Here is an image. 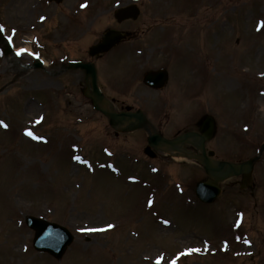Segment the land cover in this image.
<instances>
[{
	"label": "rangeland",
	"instance_id": "374dc122",
	"mask_svg": "<svg viewBox=\"0 0 264 264\" xmlns=\"http://www.w3.org/2000/svg\"><path fill=\"white\" fill-rule=\"evenodd\" d=\"M14 1L0 0V33L33 51L13 64L0 45V264H264V153L247 177L226 181L206 175L196 158L147 159L141 132L115 136L69 84L72 70L53 77L48 67L51 58H89L88 47L111 26L133 33L94 61L118 108L141 107L165 135L197 132L209 115L215 133L207 149L244 163L264 144V0H65L52 10L20 0L25 20ZM132 4L139 18L117 25L115 11ZM23 33L36 36L32 46L16 41ZM35 55L48 59L45 70L33 69ZM159 68L174 82L150 94L143 75ZM59 82L68 90L51 86ZM125 156L146 159L157 174L142 177ZM202 181L222 190L211 205L195 195ZM29 216L74 234L61 260L33 248ZM110 220L115 233L95 231Z\"/></svg>",
	"mask_w": 264,
	"mask_h": 264
},
{
	"label": "water",
	"instance_id": "95a60500",
	"mask_svg": "<svg viewBox=\"0 0 264 264\" xmlns=\"http://www.w3.org/2000/svg\"><path fill=\"white\" fill-rule=\"evenodd\" d=\"M61 1V0H58ZM139 10L136 6H130L127 8L120 9L116 13V18L121 22L127 19H136L138 17ZM121 34L117 32H109L104 36V40L102 43L98 44L96 47L93 48L91 51L92 55H96L99 53L107 52L111 48H113L116 44H118L121 41ZM73 67H81V68H88V65H82V64H72ZM154 74H149L146 76L145 81L150 83L153 81ZM98 101H95V108L103 112L109 119L112 126H116L123 121V117L114 113H109L105 110H102L98 106ZM135 118L139 119L140 116L134 115ZM213 120L211 118H206L201 132L203 136L196 134V133H189L184 136H182L180 139L170 142L167 140H164L162 138H151L150 143H154L157 139L160 140L161 143L166 144L171 147H179L183 144L190 142L191 140H201L203 143L205 142V136L207 138H210L213 132ZM264 150V145L261 148V152ZM256 161L252 160L249 161L243 165L240 166H233L226 163H220L219 167H213L209 162L205 161V168L206 171L213 172V173H219V172H228L227 176H236L242 173H246L247 170L252 169L253 163ZM220 189L216 186L210 185V184H204L201 183L198 185L197 188V195L199 198L204 202H213V200L219 195ZM28 224L31 228L35 229L37 231V236L35 239V247L40 251H47L54 255L57 258H60L63 253L65 252L67 246L70 245L72 242L71 235L63 228L46 223L34 218H30L28 220Z\"/></svg>",
	"mask_w": 264,
	"mask_h": 264
},
{
	"label": "flooded vegetation",
	"instance_id": "af4514ba",
	"mask_svg": "<svg viewBox=\"0 0 264 264\" xmlns=\"http://www.w3.org/2000/svg\"><path fill=\"white\" fill-rule=\"evenodd\" d=\"M16 9H17V6L15 7ZM19 10L21 11V12H23L25 9L24 8H22V7H19ZM26 13H27V11L25 10V13H23V15L20 17V19H24V16L26 15ZM33 14V13H32ZM39 14H40V16L41 17H44V15L46 16L47 15V13H45V11H39ZM117 24V23H116ZM117 25H119V24H117ZM112 28L111 29H116L114 26H111ZM125 32V34L127 33V39L128 40H132V39H134L135 38V35L133 36V33H131L130 34V32H127V31H124ZM129 34V35H128ZM61 36H62V34L59 32L58 33V36L57 37H59L58 39H61ZM65 36H66V39H67V37H69V33L67 32L66 34H65ZM18 41H21V39L20 38H18ZM60 42H61V40H59ZM56 43H59V42H56ZM116 49H114L113 51H115ZM88 51V52H87ZM87 53H88V56H89V47H88V49H87ZM113 51H111L110 53H112ZM110 53H108V54H105V55H100V56H96V57H94V58H91L90 56H89V58H86V53L84 54V56L83 57H79V58H77V59H69L68 58V60H64V58L63 57H61V58H51V60H50V67H52L53 68V70L55 71L54 72V76L53 77H58V76H61V75H65V73H67V71H62L63 70V68H64V66L68 63V62H70V61H76V62H82V63H89V62H94L96 59H100V58H103V57H105V56H107V55H110ZM96 66V68H97V82H98V86H99V88H100V90H101V92L108 98V99H110V100H113L116 104H118V100L116 99V98H114V97H112V96H108L107 95V93H106V91H105V88H104V86H105V84L101 81V76H100V74H99V70H98V67H97V65H95ZM161 69V68H160ZM152 70H154V69H152ZM155 70H159V69H155ZM170 69H167V71H168V73H169V80H168V82H167V86L169 85V84H171L172 82H174V81H171V70L169 71ZM62 71V72H61ZM149 71H151V70H149ZM72 72V74H70V76H71V78H72V80H71V82L69 83L70 85H72V86H74V87H77V88H79L80 87V89H79V91H80V95H81V97L83 98V99H85V100H91V97L93 96V90H92V83H91V79H89L88 77H87V74H86V72L85 71H83V70H72L71 71ZM110 83V85L109 86H112V91L111 92H113L115 95H118V96H120L121 95V91L119 90V84L117 83V82H114V83H111V82H109ZM51 86H53V87H57V88H60V90L61 89H67L68 88V86L67 85H63V83H58V84H51ZM166 86V87H167ZM146 87V86H145ZM147 88V92L148 93H153V92H155V93H160L162 90H153V89H150V88H148V87H146ZM68 90V89H67ZM72 93L74 94V92L72 91H69V94H71L72 95ZM120 93V94H119ZM178 93H180V92H177V93H172V94H174L173 95V97H177L176 95L178 94ZM128 106L127 105H121L120 106V108L118 109V111H126V108H127ZM139 108H141V107H138V108H136V109H134V110H137V109H139ZM146 116H147V114H146ZM147 118H148V116H147ZM149 119V118H148ZM156 129V131H157V133L158 134H161L162 136H164L165 138H167V139H174V138H176L177 136H179L182 132L180 131V129H174L172 132H171V134L170 135H165L164 134V132L162 131V129L161 128H159V127H156L155 128ZM142 132H144V131H142ZM115 134H116V136L118 137V135H119V132H115ZM145 134V133H144ZM146 135V134H145Z\"/></svg>",
	"mask_w": 264,
	"mask_h": 264
},
{
	"label": "bare ground",
	"instance_id": "6f19581e",
	"mask_svg": "<svg viewBox=\"0 0 264 264\" xmlns=\"http://www.w3.org/2000/svg\"><path fill=\"white\" fill-rule=\"evenodd\" d=\"M20 5H21V3H20ZM28 109L32 111V110L34 109V105H29ZM216 178H219V176H217ZM18 204H19V203H17V205H18ZM16 235H17V236H16V238H15V242L18 243V242H19V241H18V234L16 233ZM19 237H20V236H19ZM16 247H18V248H17V252H18L19 254H21V253H22V250H20L19 245H17ZM25 255H26V253H25ZM153 257L156 258V257H158V255L154 254Z\"/></svg>",
	"mask_w": 264,
	"mask_h": 264
},
{
	"label": "snow or ice",
	"instance_id": "6c2138e0",
	"mask_svg": "<svg viewBox=\"0 0 264 264\" xmlns=\"http://www.w3.org/2000/svg\"><path fill=\"white\" fill-rule=\"evenodd\" d=\"M262 27H264V25H262ZM0 30H2V29H0ZM5 127H7V126L5 125ZM28 135H32V133L29 132Z\"/></svg>",
	"mask_w": 264,
	"mask_h": 264
}]
</instances>
